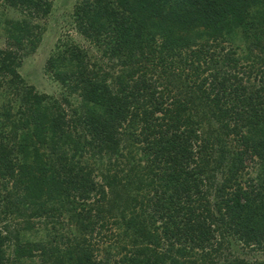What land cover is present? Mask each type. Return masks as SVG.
<instances>
[{"label": "trees", "instance_id": "trees-1", "mask_svg": "<svg viewBox=\"0 0 264 264\" xmlns=\"http://www.w3.org/2000/svg\"><path fill=\"white\" fill-rule=\"evenodd\" d=\"M51 8L0 0V264H264V0H81L62 99L18 71Z\"/></svg>", "mask_w": 264, "mask_h": 264}, {"label": "rangeland", "instance_id": "rangeland-1", "mask_svg": "<svg viewBox=\"0 0 264 264\" xmlns=\"http://www.w3.org/2000/svg\"><path fill=\"white\" fill-rule=\"evenodd\" d=\"M81 2V0H52L51 13L46 17L45 21L40 23V37L36 44L35 50L28 52L27 55H22L20 60V67L18 69L21 77L26 81L28 86L32 87L38 93H43L48 96H52L56 99H62L69 97L68 91L64 87L56 82L50 73L45 69L46 62L51 56L56 55L64 45L80 46L84 49L90 60H100L101 54L99 48L91 43L88 39L80 36L75 29V20H73V11L75 5ZM4 6V5H3ZM4 12V13H3ZM22 18L19 12L14 10H0V47H5L6 34H5V22L12 21L16 18ZM26 52V51H24ZM104 66H108V62L105 60ZM1 98V97H0ZM69 102L72 107H77V101L72 97ZM67 109V108H66ZM90 161V160H89ZM95 174L97 173V166L93 168ZM254 175V173H252ZM123 200L118 199L116 201L113 212L120 211V206L123 205ZM41 235H38V239L44 237L45 233L40 227ZM230 254L232 256H239L247 260L254 261V259H264V252H258L253 249L244 248L237 245V243H231ZM16 264H20L16 262ZM22 264H36L31 260H24Z\"/></svg>", "mask_w": 264, "mask_h": 264}]
</instances>
